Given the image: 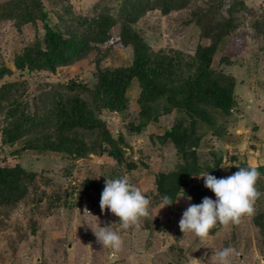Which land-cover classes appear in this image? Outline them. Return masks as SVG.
<instances>
[{
  "label": "rangeland",
  "instance_id": "1",
  "mask_svg": "<svg viewBox=\"0 0 264 264\" xmlns=\"http://www.w3.org/2000/svg\"><path fill=\"white\" fill-rule=\"evenodd\" d=\"M5 1L8 0H0V4ZM43 2L49 10L50 24L59 23L61 27L58 15L63 17L62 22L72 21V16L91 17L102 8H108L117 16L120 4V0ZM204 2L187 0L182 8L167 14L158 9L150 10L139 16L134 25L154 50L176 49L193 54L199 44L209 42L190 20L194 5H204ZM244 3L248 9L235 12L238 23L235 35L228 37L223 48L213 56V66L236 79L238 109L234 108L232 116L219 119L225 128L222 137L199 128L203 135L196 148L198 162L206 169V166H214L215 158L220 157L221 162L214 171L217 178L230 174V167L225 170L221 165L243 161L253 167L264 165V36L256 33L251 25L254 18L264 20V0H244ZM118 32L119 23L110 29L114 37ZM43 33L39 20L35 24H23L20 29L12 20H0V64L12 70L0 79V83L26 81L20 98L28 101L29 111L36 106H48L43 92L49 89V84H67L72 80L92 87L96 80L95 52L58 67L55 73L35 71L25 75L15 68L14 54L32 42L35 35L41 37ZM100 46L104 50L107 45L100 43ZM223 54L229 55L231 64L220 62ZM131 62L132 47L127 45L112 48L99 64L113 67ZM138 92L135 81L127 90V109L122 112L103 109L99 113L111 136L116 140L123 138L118 143L122 151L120 161L107 152L97 151H89L81 157L34 150L14 155L11 151L19 148L24 138L10 146L3 145L0 133V164L18 163L36 173L27 194L15 206L0 208V264H214V252L223 247L236 250L232 264H264V237L254 223L256 216L264 223V173L255 183L260 196L254 202L252 215L241 216L235 224H216L203 240L189 232L183 234L178 222L187 206L193 204L191 199L179 194L172 206L158 210L160 201L155 183L158 173L175 170L179 162L174 145L171 142L161 144L156 137L171 125L174 114L160 116L158 121L149 122L140 132H134L130 126L138 118ZM3 113L4 110L0 112V127ZM121 176L140 189L150 203L148 214L141 217L137 225L126 230L116 224L110 225L123 241L120 250L113 253L97 242L93 231L98 223L108 226L118 220L107 208L101 213L99 199L104 180ZM87 181L98 185V190L86 187ZM192 184L206 188L202 176L199 179L191 176ZM209 194L208 197L215 199L211 190Z\"/></svg>",
  "mask_w": 264,
  "mask_h": 264
},
{
  "label": "trees",
  "instance_id": "2",
  "mask_svg": "<svg viewBox=\"0 0 264 264\" xmlns=\"http://www.w3.org/2000/svg\"><path fill=\"white\" fill-rule=\"evenodd\" d=\"M186 1L120 0L117 16L111 14L108 8H102L91 17L72 16V21L62 22L63 17L58 15L63 27L59 23L50 24L49 10L43 0H8L1 3L0 20H12L17 29L23 24H35L37 20L43 26L41 37L35 35L32 42L14 54L13 65L23 74L35 71L55 73L58 67L80 60L90 52H95L96 67V80L92 87L72 80L67 84H49V89L43 92L48 106H36L33 111L28 110V101L20 98L26 81L0 83V112L4 110L0 127L2 144L10 146L23 137L22 145L12 150V154L34 150L81 157L89 151H97L107 152L120 161L122 151L118 143L123 138L116 140L111 136L99 113L103 109L115 112L127 109V90L136 81L139 88L136 97L138 118L130 126L131 130L140 132L149 122L158 121L160 116L174 114L171 125L156 137L161 144L171 142L174 145L179 162L175 170L158 173L155 179L157 198L161 201L162 196L167 194L174 200L179 194H184L191 197L193 204H198L203 197H208L210 189L190 185V178L206 171L214 176L221 158H215L214 166H206V169L200 166L196 156V148L203 135L200 129H207L220 137L225 128L219 119L232 116L239 103L235 97V77L214 67L213 56L223 48L228 37L236 33L238 23L235 12L245 11L248 7L244 0H205L204 5L196 3L190 20L209 42L199 44L193 54L176 49L154 50L136 29L134 24L137 19L154 9L167 14L182 8ZM117 23L119 32L114 37L110 29ZM251 25L256 33L264 36L263 19L254 18ZM100 43L107 45L104 50ZM127 45L132 47L131 64L100 66L102 57L112 48ZM220 62L225 65L232 63L227 54L221 56ZM11 73L9 67L0 64V79ZM58 87L64 90L60 91ZM232 165L229 166V175L237 170L236 167L250 166L245 161ZM256 169L260 174L264 173V165ZM35 174L18 163L0 164V208L15 206L27 194ZM85 186L98 190V185L88 181ZM254 223L264 237V223L258 220V216Z\"/></svg>",
  "mask_w": 264,
  "mask_h": 264
},
{
  "label": "clouds",
  "instance_id": "3",
  "mask_svg": "<svg viewBox=\"0 0 264 264\" xmlns=\"http://www.w3.org/2000/svg\"><path fill=\"white\" fill-rule=\"evenodd\" d=\"M224 159L227 160L228 157L225 156ZM229 166L233 165H221L220 167L227 170ZM236 168L234 173L221 178H217L207 171L200 175H193L197 179L203 177L204 187L214 193L215 199L205 196L200 203L187 206L178 222L179 229L183 234L189 232L203 240L216 224H235L239 222L241 216L253 214L254 202L260 196L255 187L260 173L253 166ZM176 199L177 197L173 200L169 195H163L158 210L172 204ZM187 199L190 200L191 197H187ZM149 203V198L140 189L129 183L127 178L121 176L105 179L104 187L100 193L99 208L101 213L107 208L108 212L118 220L108 226H101L98 223L95 231L86 221L84 222L93 231L97 242L115 253L120 250L123 241L121 235L110 225L116 224L125 230L130 226L137 225L140 218L148 214ZM234 255H237L234 248L223 247L214 252V264H232Z\"/></svg>",
  "mask_w": 264,
  "mask_h": 264
},
{
  "label": "crops",
  "instance_id": "4",
  "mask_svg": "<svg viewBox=\"0 0 264 264\" xmlns=\"http://www.w3.org/2000/svg\"><path fill=\"white\" fill-rule=\"evenodd\" d=\"M254 117H258V116H254Z\"/></svg>",
  "mask_w": 264,
  "mask_h": 264
}]
</instances>
